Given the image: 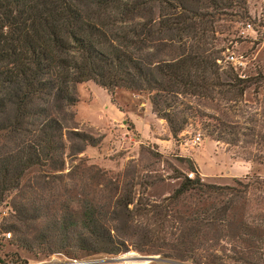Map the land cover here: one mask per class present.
Returning a JSON list of instances; mask_svg holds the SVG:
<instances>
[{"label": "trees", "instance_id": "trees-1", "mask_svg": "<svg viewBox=\"0 0 264 264\" xmlns=\"http://www.w3.org/2000/svg\"><path fill=\"white\" fill-rule=\"evenodd\" d=\"M250 21L249 0H0V206L15 198L0 225V264L23 262L18 251L35 249L264 264L260 176L220 186L183 175L160 202H136L131 185L121 192L117 181L106 205L94 195L66 201L64 192L42 193L74 180L80 167L65 174L67 160L96 145L74 127L82 84L147 94L174 137L192 109H180L181 99L233 101L250 88L264 94V73L241 80L230 69L228 83L219 64L217 35L236 36L235 27ZM248 122L255 127L212 136L263 163L264 113Z\"/></svg>", "mask_w": 264, "mask_h": 264}, {"label": "rangeland", "instance_id": "rangeland-1", "mask_svg": "<svg viewBox=\"0 0 264 264\" xmlns=\"http://www.w3.org/2000/svg\"><path fill=\"white\" fill-rule=\"evenodd\" d=\"M263 4L264 0H249L253 22ZM244 24L235 27L238 31L236 36L217 35L218 49L223 50L219 64L225 80L228 79L230 69L234 71L226 62L228 49L244 56L247 63L245 74L248 78L264 73V38L260 36L255 41L242 36ZM230 82L228 79V83ZM76 96L79 102L73 109L76 115L75 125L73 124L75 130L92 137L96 145L88 147L79 155V160H67L65 174L80 167L78 176L74 180L68 176L63 184L47 190L46 194L43 191L45 197L64 192V200L67 201L82 194L94 195L101 205H106L107 196L111 194L109 189L113 186V181H117L121 192L131 189L136 202L139 199L144 202H160L179 188L183 175L188 177L193 174L192 179L200 177L204 183L220 186H232L235 180H243L247 176L264 178V162H254L253 156L244 153L241 148L224 140L218 142L217 137L212 136L218 135L221 129L226 130V127H255L248 121L253 114L257 113L261 118L264 113V105L259 103L264 101V94L258 93L255 88L248 89L243 96L236 98L237 101L181 99L180 109H192L186 111L189 115L188 124L177 137L172 135L168 123L154 112L151 98L147 94L119 89L110 95L94 82H88L77 88ZM198 136H201L200 142L195 144ZM77 143L82 146L80 141ZM126 185L131 186L127 188ZM14 201L12 196L0 206V225L10 213ZM6 235V240L14 238V235L10 239ZM6 252H17V248L9 247ZM18 253L21 261L31 264L53 259H80L92 264H125L116 261L125 254L118 257L84 256L68 250L44 256L38 249L32 253ZM128 253L142 255L133 249Z\"/></svg>", "mask_w": 264, "mask_h": 264}, {"label": "built area", "instance_id": "built-area-1", "mask_svg": "<svg viewBox=\"0 0 264 264\" xmlns=\"http://www.w3.org/2000/svg\"><path fill=\"white\" fill-rule=\"evenodd\" d=\"M255 18V17H254ZM241 35L245 38H252L253 40L257 41L260 39V36L264 38V4L261 8V12L258 13V17L253 21L247 22L244 24ZM226 62L229 63L236 74L238 75L239 79L246 80L248 76L245 74V70L247 67L246 59L242 55H237L234 52H230L228 49V55L226 56ZM201 136H198L195 140V144L200 142ZM190 179L193 178V174L188 175ZM7 238H11V234L6 235ZM6 264H31L27 262H20V263H6ZM36 264H92L90 261L80 260V259H65L64 261H57L55 259L50 261L39 262Z\"/></svg>", "mask_w": 264, "mask_h": 264}, {"label": "water", "instance_id": "water-1", "mask_svg": "<svg viewBox=\"0 0 264 264\" xmlns=\"http://www.w3.org/2000/svg\"><path fill=\"white\" fill-rule=\"evenodd\" d=\"M130 253H127L123 256H121L116 261L123 262L125 264H154V263H166V260L161 259L159 256H144L135 254L129 255ZM179 264V263H175Z\"/></svg>", "mask_w": 264, "mask_h": 264}, {"label": "bare ground", "instance_id": "bare-ground-1", "mask_svg": "<svg viewBox=\"0 0 264 264\" xmlns=\"http://www.w3.org/2000/svg\"><path fill=\"white\" fill-rule=\"evenodd\" d=\"M129 255H134V253H130Z\"/></svg>", "mask_w": 264, "mask_h": 264}]
</instances>
